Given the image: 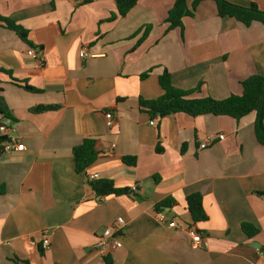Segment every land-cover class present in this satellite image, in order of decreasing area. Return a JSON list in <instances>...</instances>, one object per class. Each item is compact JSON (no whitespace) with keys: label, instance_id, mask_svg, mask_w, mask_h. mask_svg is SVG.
Returning a JSON list of instances; mask_svg holds the SVG:
<instances>
[{"label":"crops","instance_id":"1","mask_svg":"<svg viewBox=\"0 0 264 264\" xmlns=\"http://www.w3.org/2000/svg\"><path fill=\"white\" fill-rule=\"evenodd\" d=\"M83 1L0 0V17L26 30L29 42L0 23V70L37 90L0 74L9 113L0 114V124L24 145L0 152V264H264V196L257 195L264 191V146L256 113L239 121L182 113L152 119L139 107L140 98L162 96L165 71L175 88L200 87L194 98L241 95L242 82L264 76L263 26L220 18L215 3L204 1L183 29L167 31L175 0H140L114 19V0ZM227 1L264 11V0ZM30 48L42 52V63ZM38 106L57 109L33 112ZM210 134L225 138L200 149ZM87 138L97 141L99 157L78 174L72 152ZM129 157L135 165L124 162ZM93 175L128 193L98 197L86 181ZM196 193L208 216L197 225L186 209ZM167 199L174 203L161 222L155 208ZM119 218L122 248L103 254L97 238ZM171 220L178 228L168 226ZM243 224L259 234L248 238ZM190 227L206 244L192 246Z\"/></svg>","mask_w":264,"mask_h":264},{"label":"trees","instance_id":"2","mask_svg":"<svg viewBox=\"0 0 264 264\" xmlns=\"http://www.w3.org/2000/svg\"><path fill=\"white\" fill-rule=\"evenodd\" d=\"M95 0H84L83 4L92 3ZM116 3L117 14L111 19L117 17H125L140 0H114ZM204 1H212L216 5L217 14L220 18H232L238 23L249 27L253 23L258 22L264 28V11L260 10L256 4L249 7H243L230 3L227 0H194L189 6L188 0H175V3L168 13L166 23L167 31L177 28L183 29V20L187 17H193L199 5ZM110 19V20H111ZM0 23L14 31L23 41L28 42V33L22 27L16 25L13 21L0 17ZM10 77V81L28 91H37L30 88L25 82L16 80L10 76L8 72L0 70ZM159 84L163 90V94L156 100H145L140 98L139 107L150 115L152 119H161L170 114H186L191 117L212 115L227 116L236 121L243 117L256 113L255 135L258 143L264 146V76L253 75L242 82L243 93L241 95H231L224 100H215L211 97L194 98L193 94L200 91V87L196 90L185 91L175 88L170 81V74L165 71L159 78ZM2 88H0V93ZM54 106H38L32 111L35 113H45L56 110ZM108 111H111L108 109ZM0 114L9 117L8 110L4 105L3 98L0 96ZM6 138L0 137V152H2V143ZM97 141L87 138L82 144L73 149V158L75 162V170L78 174L84 173L91 165H93L99 157L96 150ZM160 152L161 149H158ZM124 162L128 165H135L136 158H125ZM88 185L96 193L98 197L121 196L128 193L127 189H118L111 180H90L86 179ZM1 191V189H0ZM257 195L264 196V191L257 192ZM172 199H167L156 206L157 212H163V209L173 205ZM186 209L190 214L193 224L204 223L208 221V216L203 207V197L201 194H192L186 198ZM243 232L248 238H253L259 234V230L251 224L242 225ZM264 251V247L262 250Z\"/></svg>","mask_w":264,"mask_h":264},{"label":"built area","instance_id":"3","mask_svg":"<svg viewBox=\"0 0 264 264\" xmlns=\"http://www.w3.org/2000/svg\"><path fill=\"white\" fill-rule=\"evenodd\" d=\"M27 54L37 60L38 62L42 63L43 58H42V52L40 50H36L33 48H30L27 52ZM88 54L85 51H82L80 53L81 58H86ZM106 117V125L109 128H112L115 125V116L112 112L107 111L105 114ZM151 125H155V121L151 122ZM7 132L8 128L0 124V137L6 138L5 141L2 143V150L5 153H11L13 151H22L24 150V145L19 143V140L15 137L8 138L7 137ZM218 138L219 140H224L225 136L224 135H208L200 144V149H206L211 143L214 142V140ZM115 146H112L114 148ZM97 175L89 176L88 178L90 180H97ZM138 192V187L134 186L132 187L130 193L134 195L135 193ZM158 217L161 222H164L167 220L166 215L163 212H158ZM125 222L123 218H119L112 226L106 228L100 236H98L97 241L95 243V249H98L103 252V254H108L111 251H115L117 249L122 248V243L118 240L117 235L121 231V228L124 226ZM168 226L170 228H178V224L176 223L175 220H171L168 223ZM188 234L191 238L192 241V246L194 248H198L206 242L202 238L201 234L195 229L194 227H190L188 229ZM50 245V241L48 238L42 240V248L48 249ZM262 255L264 256V251H262Z\"/></svg>","mask_w":264,"mask_h":264},{"label":"water","instance_id":"4","mask_svg":"<svg viewBox=\"0 0 264 264\" xmlns=\"http://www.w3.org/2000/svg\"><path fill=\"white\" fill-rule=\"evenodd\" d=\"M258 247V246H257Z\"/></svg>","mask_w":264,"mask_h":264}]
</instances>
